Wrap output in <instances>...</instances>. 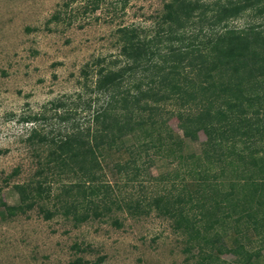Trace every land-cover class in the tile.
Wrapping results in <instances>:
<instances>
[{
  "label": "trees",
  "instance_id": "16d2710c",
  "mask_svg": "<svg viewBox=\"0 0 264 264\" xmlns=\"http://www.w3.org/2000/svg\"><path fill=\"white\" fill-rule=\"evenodd\" d=\"M252 12L264 17V0H169L151 35L133 26L118 29L123 60L98 69L96 90L107 100L95 110L93 127L58 138L32 130L30 139L52 146L38 173H73L78 178L63 184L56 196L61 203L57 210L80 223L119 204L113 186L99 174L104 150L124 149L133 157L115 164L119 174H128L152 149L162 155L170 151L180 163L191 161L187 171L197 181L196 188H184L186 193L177 196L131 197L124 200L129 213L155 209L174 218L200 251L210 244L217 254L229 251L242 264L251 263L254 255L243 243L228 248L220 236L210 233L229 225L264 233V24L228 25ZM167 103L177 107L174 114L184 137L197 140L200 131L205 133L201 155L183 154V137L175 135L169 119L162 117ZM128 135L136 143L126 147L123 139ZM133 169L126 184L140 180V167ZM171 175L176 178L179 171ZM15 187L21 204L10 209L32 208L35 198L46 192L43 182ZM42 210L47 219L54 214L49 208ZM80 263L77 259L70 264ZM200 264L221 263L207 252Z\"/></svg>",
  "mask_w": 264,
  "mask_h": 264
},
{
  "label": "rangeland",
  "instance_id": "374dc122",
  "mask_svg": "<svg viewBox=\"0 0 264 264\" xmlns=\"http://www.w3.org/2000/svg\"><path fill=\"white\" fill-rule=\"evenodd\" d=\"M168 1L0 0V264H70L77 259L80 264H200L207 252L216 254L221 264H242L229 251L217 254L210 244L200 251L172 217L155 209L132 215L125 207L124 200L131 197L177 196L186 193L184 188H196L187 171L191 161L180 163L170 151L143 154L127 171L132 175L138 165L140 180L126 184L128 174H119L115 164L133 157L124 149L104 150L99 174L113 186L119 204L80 223L57 210L61 203L56 197L77 176L38 173L52 146L30 139L32 130L58 138L93 127L95 110L107 100L96 90L98 69L123 60L118 29L133 26L151 35ZM250 24H264V17L246 13L228 25ZM165 108L162 117L184 139L183 154L201 155L205 133L200 131L197 140L184 137L174 114L177 107L167 103ZM123 140L126 147L136 143L132 135ZM176 170L179 176H170ZM167 175L166 181L154 180ZM38 182L46 192L35 198L32 208L10 209L21 204L16 184ZM42 208L53 216L47 219ZM210 234L220 236L228 248L243 243L254 255L249 264H264V233L229 225Z\"/></svg>",
  "mask_w": 264,
  "mask_h": 264
}]
</instances>
